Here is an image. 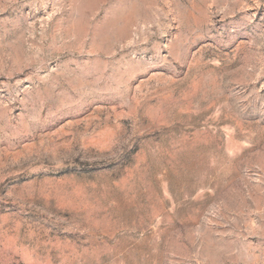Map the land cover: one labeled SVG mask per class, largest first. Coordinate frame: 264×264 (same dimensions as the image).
Listing matches in <instances>:
<instances>
[{
	"label": "rangeland",
	"instance_id": "rangeland-1",
	"mask_svg": "<svg viewBox=\"0 0 264 264\" xmlns=\"http://www.w3.org/2000/svg\"><path fill=\"white\" fill-rule=\"evenodd\" d=\"M0 264H264V0H0Z\"/></svg>",
	"mask_w": 264,
	"mask_h": 264
}]
</instances>
